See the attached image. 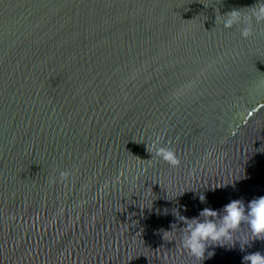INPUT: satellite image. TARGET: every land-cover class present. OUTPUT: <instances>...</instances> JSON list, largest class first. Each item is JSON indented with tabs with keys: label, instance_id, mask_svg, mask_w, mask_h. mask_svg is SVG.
<instances>
[{
	"label": "water",
	"instance_id": "1",
	"mask_svg": "<svg viewBox=\"0 0 264 264\" xmlns=\"http://www.w3.org/2000/svg\"><path fill=\"white\" fill-rule=\"evenodd\" d=\"M256 3L0 0V264L264 254L242 225L196 259L173 214L264 196V23L245 39L220 17Z\"/></svg>",
	"mask_w": 264,
	"mask_h": 264
},
{
	"label": "clouds",
	"instance_id": "2",
	"mask_svg": "<svg viewBox=\"0 0 264 264\" xmlns=\"http://www.w3.org/2000/svg\"><path fill=\"white\" fill-rule=\"evenodd\" d=\"M249 9L251 11L248 15L242 14L241 10H233L225 15H220L223 27L231 29L239 25L241 26V36L247 39L252 35L253 23H264V0H257L256 5ZM153 148L155 156L159 159L173 166L179 163L175 152L168 147L161 146L159 138L153 142ZM66 176V172L61 173V177ZM199 199L203 202L204 195L201 194ZM173 214L185 225L180 232L181 247L196 259L204 260L206 252L208 258L212 257L214 252L208 251L209 246H234H229L225 242L232 241L242 225H247L253 239L250 241L246 238L236 240L239 242L241 251L254 240H264V196L254 198L247 204L243 200H232L220 211L205 208L200 213L201 218L188 219L179 216L176 209L173 210ZM170 227L171 231L163 232L164 239L165 234L176 231L174 224ZM243 264H264V254L254 252L245 255Z\"/></svg>",
	"mask_w": 264,
	"mask_h": 264
}]
</instances>
